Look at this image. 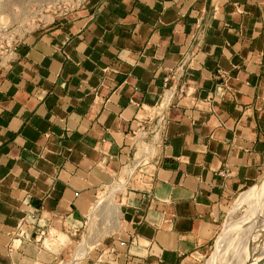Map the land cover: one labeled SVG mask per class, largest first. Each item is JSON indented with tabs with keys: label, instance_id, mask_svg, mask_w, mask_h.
Masks as SVG:
<instances>
[{
	"label": "crops",
	"instance_id": "1",
	"mask_svg": "<svg viewBox=\"0 0 264 264\" xmlns=\"http://www.w3.org/2000/svg\"><path fill=\"white\" fill-rule=\"evenodd\" d=\"M141 127L157 153L80 264H194L260 178L264 0H88L28 32L0 69V264L53 263Z\"/></svg>",
	"mask_w": 264,
	"mask_h": 264
},
{
	"label": "rangeland",
	"instance_id": "2",
	"mask_svg": "<svg viewBox=\"0 0 264 264\" xmlns=\"http://www.w3.org/2000/svg\"><path fill=\"white\" fill-rule=\"evenodd\" d=\"M87 1L88 0H0V27H9V31L15 35V40L17 39L15 43H18L28 32L33 31L39 26L52 23V21L57 18L67 16L70 12L81 8ZM7 43L8 38H5L4 35H0V56L2 55L1 53L8 48ZM167 98L168 95L166 96V101L161 104L163 110L166 108ZM145 137L146 135L143 136L142 134L136 139L135 146L137 148L135 147L131 154V156H133L136 152L135 156L125 162L121 173L114 182L103 187L99 196L96 198L97 201L94 202L91 211L88 212L89 214L84 223L76 224L75 230L70 229V232L66 231L69 233V236L65 234L66 240L64 241L66 242H57L56 245L51 247L47 245L59 251L62 247L61 243H63V245L66 244L64 246L66 250L58 254L55 260L53 258L54 262L51 264H72L74 258L78 259L76 264H80V262L84 261L82 257L84 254H81L80 249L91 251L93 245L96 244L97 246L103 238L107 237L111 232H114L121 226L123 219L122 206L126 201L125 194L127 191V189L125 190V183L128 184V181L136 171L135 168L139 167V165L144 163V160L148 158L146 156L149 146H153L155 149L153 152L154 155L152 154L153 156H151V158L157 153V144H155V140H151L147 137L145 139ZM108 199L110 202H106ZM114 203L116 204L114 205ZM115 206L121 207V209L118 210V207L114 208ZM120 216L121 220L119 219ZM263 219L264 169L257 181L245 187L234 196L227 212L220 221L218 232L209 242L201 258L194 264H264ZM60 234H63L61 230H55L56 236ZM50 236L51 234L46 233L42 236V240L44 241L46 237L48 238ZM16 243L15 246H18L19 242Z\"/></svg>",
	"mask_w": 264,
	"mask_h": 264
},
{
	"label": "built area",
	"instance_id": "3",
	"mask_svg": "<svg viewBox=\"0 0 264 264\" xmlns=\"http://www.w3.org/2000/svg\"><path fill=\"white\" fill-rule=\"evenodd\" d=\"M217 9H215L214 12V16L215 14H217ZM198 31L196 33V38L201 39V36L204 33V27H202V25L199 23L197 25ZM0 35H4L5 38H8V48L6 49V51H3L0 56V69L1 68H5L8 67L16 58V54L18 51V45L20 42H17L14 38L15 35H13L10 31H9V27L7 26H2L0 27ZM146 130L144 129V127H141L136 133H134L135 138L137 139L140 135L144 134L147 136L146 134ZM135 139V141H136ZM146 139V137H145ZM136 147V146H135ZM137 148V147H136ZM136 152L134 153L133 157L135 156ZM221 174L224 176H229L230 175V171L228 169H224L221 171ZM26 224V221L24 219H22L18 225L19 227V233L21 235H25V230L23 229L24 225ZM44 234H46L45 230H41L40 231V237H42Z\"/></svg>",
	"mask_w": 264,
	"mask_h": 264
},
{
	"label": "bare ground",
	"instance_id": "4",
	"mask_svg": "<svg viewBox=\"0 0 264 264\" xmlns=\"http://www.w3.org/2000/svg\"><path fill=\"white\" fill-rule=\"evenodd\" d=\"M161 106H162V105H161ZM143 136H144V134H143ZM140 140H141V139H140ZM142 146H143V145H142ZM141 151H143V150H141ZM154 151H155L154 147H153V146H149V147L147 148V156H146V157H148L149 155L151 156V154H153ZM138 153H139V151H138ZM140 153H141V152H140ZM144 153H145V152H144ZM138 157H140V156H138ZM144 157H145V156H144ZM150 158H151V157H150ZM150 158L148 157L146 160H144V161H145L144 163H146L147 161H149L148 159H150ZM136 169H137V168H135V170H136ZM132 172H133V169H132ZM132 172H131V173H132ZM122 174H123V173H122ZM115 184H116V183H115ZM125 184H126V185H125V190H126L128 184H127V183H125ZM116 186H117V185H116ZM113 192H114V191H113ZM112 196H113V195H112ZM110 198H111V197H110ZM111 200H112V199H111ZM106 202H110V200L108 199V201L106 200ZM114 202H115V201H114ZM112 203H113V202H112ZM112 203H111V204H112ZM115 204H116V203H114V205H115ZM111 207H112V206H111ZM117 207H118V206H115L114 208H117ZM117 209L120 210L121 207H120V208L118 207ZM115 210H116V209H115ZM118 210H117V211H118ZM117 211H116V212H117ZM116 212H115V213H116ZM118 213H119V212H118ZM121 214H122V213H121ZM121 214H120V215H121ZM119 219L121 220V216H120ZM263 221H264V219H263ZM261 223H262V222H261ZM263 223H264V222H263ZM263 223H262V224H263ZM262 224H261V225H262ZM259 227H260V226H259ZM263 229H264V228H263ZM257 230H258V229H257ZM259 231H260V230H259ZM254 233H255V232H254ZM95 246H96V244L93 245L91 248H94ZM249 248H250V247H249ZM80 250H81V254H82V255L84 254V255L82 256L83 258L88 257V255H89L90 252H91L90 250H88V251H85L84 249H80ZM72 257H73V255H72ZM72 257H71V259H72ZM260 257H261V256H260ZM75 261H78V259L74 258L73 261H72V263L75 262ZM256 261H257V260H256ZM262 261H263V260H262ZM66 264H70V263H66ZM74 264H76V263H74Z\"/></svg>",
	"mask_w": 264,
	"mask_h": 264
}]
</instances>
